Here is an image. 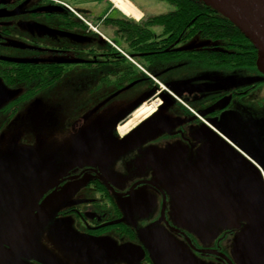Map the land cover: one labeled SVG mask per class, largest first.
<instances>
[{"label": "flooded vegetation", "instance_id": "1", "mask_svg": "<svg viewBox=\"0 0 264 264\" xmlns=\"http://www.w3.org/2000/svg\"><path fill=\"white\" fill-rule=\"evenodd\" d=\"M24 1L28 0L17 9ZM39 1L49 5L30 10L24 18H42L43 24L28 20L29 27L59 34L66 42L58 47L72 51L75 57L60 64L66 68L64 73L72 65L101 71L112 68L110 61H117L118 70L133 75L124 82L116 76L109 81L110 72H104L99 85L113 83L115 88L107 93L98 91V101L108 103L110 96L136 80L149 79L154 87L137 96L140 99L153 90L119 120L112 136L103 135L106 124L90 125L83 131L72 129V135H77L75 153L101 136L97 153L85 159L74 157L41 189H32L34 196L21 184L18 191L26 196L16 212L30 213L27 219H42L29 246L10 264H264V73L256 63L245 66L252 67L248 70L204 62L214 70L175 80L163 74L177 64L165 69L156 66L178 58L146 61L141 58L142 51L131 48L98 18L107 1L92 0L93 7L70 3L76 0ZM8 4V0H0V16L11 12ZM67 5L86 20L109 29L111 40L135 60L154 67L153 73L148 72L158 82L123 60L109 43V49L97 46L99 37V42L105 40L88 35L93 31ZM9 23L0 20V37L10 34ZM83 52L86 54L81 55ZM8 62L11 65L0 59V69L9 66ZM0 76L11 85L34 82L25 93L0 107V112L8 115H14L23 100L42 89L35 87L42 76L16 82ZM143 105L154 106L153 112L119 133L118 125ZM216 143L214 150L212 144ZM119 148V155L112 157ZM203 151L207 176H212L208 180L205 166L198 161ZM2 161L0 191H10L13 178L8 177L17 166ZM210 186L216 194L208 191ZM208 208L220 213L216 222L208 220ZM120 246L128 252H120ZM119 254L122 261L116 260Z\"/></svg>", "mask_w": 264, "mask_h": 264}, {"label": "rangeland", "instance_id": "2", "mask_svg": "<svg viewBox=\"0 0 264 264\" xmlns=\"http://www.w3.org/2000/svg\"><path fill=\"white\" fill-rule=\"evenodd\" d=\"M22 1L8 0L7 10L11 12L0 16V20H10L9 26L11 27L10 34H3L0 37V59L71 61L75 57L72 51L58 47L66 43L59 34L47 33L29 27L31 22L28 20H41L39 23L43 24L42 18H24L30 10L48 6L49 2L28 0L27 2L24 1L21 8L17 9L18 4ZM106 1L111 2V0ZM135 1L150 14L166 13L174 8L164 0ZM81 2L87 6H94L92 0H76L70 3L79 5ZM112 5L110 10L116 8ZM133 5L137 8L134 3ZM18 10H22V12H18ZM140 12L142 17L143 12ZM113 15L117 17L119 13L114 12ZM98 30L108 38H113L112 33L106 27L99 25ZM88 35L93 36V38L100 36L97 32H89ZM99 38L97 46L109 49L108 42H99ZM30 39L35 40L37 43H32ZM80 54L85 55L86 53ZM138 62L147 71L152 73L155 71V68L144 60L140 59ZM171 64H177V66L164 73L163 76H171L175 80H182L214 70L212 69L214 66H209L202 60L189 57L160 61L157 62L156 67L165 69ZM223 67L220 66V68ZM245 68L252 69V67ZM110 70L111 67L100 71L72 65L57 82L42 88L38 93L23 100L14 115H8L9 112L8 114L0 112V161L5 162L8 160L12 166H17L14 175L8 177L10 180L15 179L9 182L10 191H0V232H4L17 219L18 212L16 211L20 209L26 196V192L18 191L19 187L22 186L21 184L25 183L23 187L28 188L34 196L36 191L33 193L32 189H41L49 180L53 179L58 173L63 172L67 165L75 160L76 154L73 149L76 145L77 135L71 133L74 127L75 130L83 131L89 129L90 125L98 126L112 122L137 102V96L145 93L152 85L149 79L140 80L126 90L111 96L108 103H106V100L101 103L102 101L96 99L97 92L107 93L115 88L113 83L99 85L100 77L103 76L104 72L109 73ZM32 85H34L33 81L11 85L0 76V105L14 100L25 93L26 89L32 87ZM152 86L154 87V85ZM216 147H218L217 143L212 144L214 150H216ZM198 161L200 166H205L203 169L205 176H207L209 173H207L206 151L200 154ZM214 164V174H216V162ZM24 172H26V175H24ZM35 202L36 200L33 199L32 203L35 204ZM193 215L198 216L197 213ZM219 215L220 213H216V208H208L207 217L209 221L216 222V216ZM129 249H131V246ZM119 250L120 252H128V248L121 246ZM176 251L179 255V249ZM122 259L120 255L116 260L122 261Z\"/></svg>", "mask_w": 264, "mask_h": 264}, {"label": "trees", "instance_id": "3", "mask_svg": "<svg viewBox=\"0 0 264 264\" xmlns=\"http://www.w3.org/2000/svg\"><path fill=\"white\" fill-rule=\"evenodd\" d=\"M131 1L143 12V16L138 21L128 18L120 10L113 8L112 11L119 13V16L115 17L114 12H108L112 5L110 1L103 7L98 18H103L104 23L114 29V34L123 37L131 48L142 51L140 54L142 59L151 62L189 57L210 65L226 67H245L255 64L257 52L252 43L229 19L203 2L164 0L174 8L166 13L150 14L135 0ZM195 40L204 43L200 48L189 50L175 48L176 45H184ZM116 53L119 55L118 52ZM7 61L12 63L10 65L8 62L9 66L0 69L3 77L9 82H16L42 76V81L35 86L37 89L52 84L66 69L64 65H60L65 61ZM110 62L114 65L110 70L109 81L112 76L119 77L123 82L132 78L133 75H127V70L122 72L118 70L117 61Z\"/></svg>", "mask_w": 264, "mask_h": 264}, {"label": "water", "instance_id": "4", "mask_svg": "<svg viewBox=\"0 0 264 264\" xmlns=\"http://www.w3.org/2000/svg\"><path fill=\"white\" fill-rule=\"evenodd\" d=\"M204 4L210 6L222 16L229 19L239 30L245 35V37L254 46L257 57L256 66L261 73H264V0H199ZM102 38V37H101ZM103 39V38H102ZM104 40V39H103ZM202 43L190 42L186 45L178 47V50H189L202 45ZM81 60H72V62H78ZM139 80L129 83L126 87L114 93L112 96L126 90ZM153 90L147 92L143 97L138 99L129 109L117 116L112 122L107 123L103 130V135L108 137L112 136L111 131L115 128L116 124L122 119L128 112L136 108L141 101L150 96ZM111 97V96H110ZM109 97V98H110ZM3 104L0 105V107ZM145 122V121H144ZM143 122V123H144ZM101 136L96 138L92 143L85 144L77 153L75 157L81 158L92 156L94 152L100 150L98 144L100 143ZM122 151L119 148L112 157H116ZM206 180L212 176H204ZM216 177V176H215ZM207 187V186H206ZM209 192L216 189L213 186L207 188ZM207 193V192H205ZM30 213H27V216ZM23 213H18L17 219L6 228L4 232H0V264H10L17 254H21L25 251V247L29 246L28 242L33 237L38 228L42 218H34L31 220L30 216L27 219ZM26 223V225H24ZM30 233V234H29ZM8 246V248H6Z\"/></svg>", "mask_w": 264, "mask_h": 264}, {"label": "bare ground", "instance_id": "5", "mask_svg": "<svg viewBox=\"0 0 264 264\" xmlns=\"http://www.w3.org/2000/svg\"><path fill=\"white\" fill-rule=\"evenodd\" d=\"M113 5L120 10L124 15L136 19H140L141 12L137 9L130 0H111ZM93 24V23H92ZM147 73L146 70L142 71ZM154 110V106L147 107L146 105L141 106L132 114L130 119H127L126 122L119 124L117 130L119 133L125 132L130 126H132L137 120L148 116Z\"/></svg>", "mask_w": 264, "mask_h": 264}, {"label": "built area", "instance_id": "6", "mask_svg": "<svg viewBox=\"0 0 264 264\" xmlns=\"http://www.w3.org/2000/svg\"><path fill=\"white\" fill-rule=\"evenodd\" d=\"M56 2H59L58 0H55ZM67 7L81 20H83L90 29H92L93 31H97V27L92 24V22L86 20L81 14H79L76 10H74L71 6L67 5ZM111 45L113 46V48H115L120 54H122L127 60H129L130 62L134 63L137 67H139L141 70L144 71V69L129 55L127 54L125 51H123L119 46H117L115 43L111 42L110 40H108ZM151 76V75H150ZM152 77V76H151ZM154 81L157 82V80L152 77Z\"/></svg>", "mask_w": 264, "mask_h": 264}, {"label": "crops", "instance_id": "7", "mask_svg": "<svg viewBox=\"0 0 264 264\" xmlns=\"http://www.w3.org/2000/svg\"><path fill=\"white\" fill-rule=\"evenodd\" d=\"M108 12H110V11H108ZM112 13V12H111ZM142 15V14H141Z\"/></svg>", "mask_w": 264, "mask_h": 264}]
</instances>
